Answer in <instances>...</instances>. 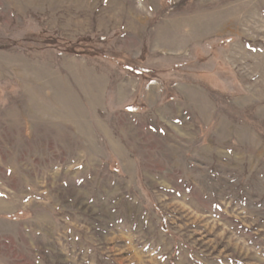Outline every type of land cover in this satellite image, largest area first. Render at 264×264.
I'll return each mask as SVG.
<instances>
[{"label":"rangeland","instance_id":"rangeland-1","mask_svg":"<svg viewBox=\"0 0 264 264\" xmlns=\"http://www.w3.org/2000/svg\"><path fill=\"white\" fill-rule=\"evenodd\" d=\"M0 264H264V0H0Z\"/></svg>","mask_w":264,"mask_h":264}]
</instances>
